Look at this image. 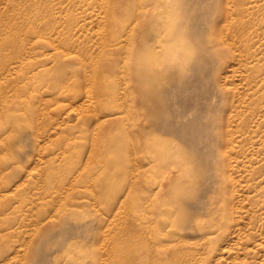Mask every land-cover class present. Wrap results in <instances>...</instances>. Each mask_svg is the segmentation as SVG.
Segmentation results:
<instances>
[{
	"label": "rangeland",
	"instance_id": "rangeland-1",
	"mask_svg": "<svg viewBox=\"0 0 264 264\" xmlns=\"http://www.w3.org/2000/svg\"><path fill=\"white\" fill-rule=\"evenodd\" d=\"M229 1L0 0V264H264V0Z\"/></svg>",
	"mask_w": 264,
	"mask_h": 264
},
{
	"label": "bare ground",
	"instance_id": "bare-ground-1",
	"mask_svg": "<svg viewBox=\"0 0 264 264\" xmlns=\"http://www.w3.org/2000/svg\"><path fill=\"white\" fill-rule=\"evenodd\" d=\"M231 1V0H230ZM230 1H229V3H230ZM229 7V6H228ZM231 7V6H230Z\"/></svg>",
	"mask_w": 264,
	"mask_h": 264
}]
</instances>
